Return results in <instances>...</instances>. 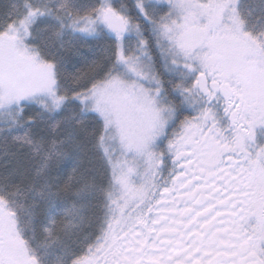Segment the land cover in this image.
I'll return each instance as SVG.
<instances>
[{"label":"flooded vegetation","instance_id":"obj_1","mask_svg":"<svg viewBox=\"0 0 264 264\" xmlns=\"http://www.w3.org/2000/svg\"><path fill=\"white\" fill-rule=\"evenodd\" d=\"M217 66L195 73V111L174 108L147 146L144 185L113 181L95 238L71 256L36 257L13 218L0 228V264H264V107L248 105L239 79H216Z\"/></svg>","mask_w":264,"mask_h":264},{"label":"trees","instance_id":"obj_2","mask_svg":"<svg viewBox=\"0 0 264 264\" xmlns=\"http://www.w3.org/2000/svg\"><path fill=\"white\" fill-rule=\"evenodd\" d=\"M99 7L100 0H0V39H6L8 28L34 11L27 40L38 59L52 66L55 89L63 99L54 111L24 102L0 119V201L13 213L28 250L36 257L71 256L95 238L105 195L113 185L114 174L101 145L103 121L84 111L76 96L121 68L117 43L106 28L84 36L69 25L95 15ZM109 7L110 16L125 14L138 29L167 103L173 108L188 106L190 100L183 99L185 90L180 87L181 67L161 57L152 29L167 15L168 6L150 9L149 18L141 14L135 0H112ZM238 9L245 30L259 35L264 27V0H240ZM136 39L124 41L126 53L133 51ZM197 71L196 67L189 75L192 80ZM196 103L193 99L191 106Z\"/></svg>","mask_w":264,"mask_h":264},{"label":"rangeland","instance_id":"obj_3","mask_svg":"<svg viewBox=\"0 0 264 264\" xmlns=\"http://www.w3.org/2000/svg\"><path fill=\"white\" fill-rule=\"evenodd\" d=\"M135 1L146 18L149 10L158 5L169 8L167 15L153 23L152 29L159 40L161 57L185 68L178 71L184 75L180 87L191 93H182L183 99L190 100L183 109L195 111L191 102L199 101L192 92L190 71L202 69L209 60L218 65L216 79L230 86H234L235 78L239 79L248 105L264 107V27L257 36L245 30L239 15L240 0ZM111 2L100 0L95 15L78 18L69 25L84 36L96 35L106 28L117 43V62L121 68L77 95L76 100L84 111L97 114L103 121L102 150L114 174V186L119 185L122 191L137 182L143 181L144 185L140 158L144 156L143 168H147L145 161L150 159L147 146L162 134L175 109L164 99L162 82L154 73L138 29L125 14L123 29L110 23L114 21L108 11ZM32 16L9 27L7 38L0 39V119L17 111L24 102L54 111L63 101L55 89L52 66L38 59L27 40ZM128 38L136 39L137 43L130 53H126L124 46ZM12 227L13 213L0 201V228L11 231Z\"/></svg>","mask_w":264,"mask_h":264}]
</instances>
